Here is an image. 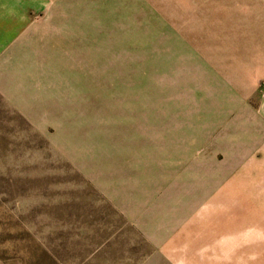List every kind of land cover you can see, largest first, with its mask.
I'll return each instance as SVG.
<instances>
[{
	"label": "rangeland",
	"instance_id": "rangeland-1",
	"mask_svg": "<svg viewBox=\"0 0 264 264\" xmlns=\"http://www.w3.org/2000/svg\"><path fill=\"white\" fill-rule=\"evenodd\" d=\"M38 13L2 72L46 88L0 94V264H264V0Z\"/></svg>",
	"mask_w": 264,
	"mask_h": 264
},
{
	"label": "crops",
	"instance_id": "crops-1",
	"mask_svg": "<svg viewBox=\"0 0 264 264\" xmlns=\"http://www.w3.org/2000/svg\"><path fill=\"white\" fill-rule=\"evenodd\" d=\"M46 0H0V94L7 102L12 105L18 112L23 113L24 109L31 105L32 99L26 87L35 89L41 87L45 89L44 81L41 83L40 76L28 77L26 81L7 76L2 73L7 69V64L12 60L13 63L23 64L21 58L17 57L18 50L24 54L30 42L32 26L38 18V12L41 6L45 5ZM15 58H9V56ZM22 57V56H21ZM15 61V62H14ZM264 67V64H263ZM261 69H264L261 66ZM39 74V73H38ZM22 78V77H21ZM246 81L245 86L250 87ZM22 96L23 98H19ZM247 94L245 97H248ZM26 104V105H25ZM25 105V106H24ZM148 216L144 219L147 220ZM147 225L148 222H144Z\"/></svg>",
	"mask_w": 264,
	"mask_h": 264
}]
</instances>
